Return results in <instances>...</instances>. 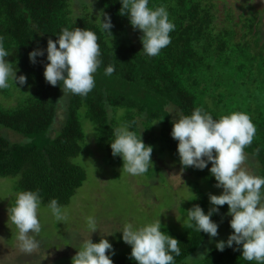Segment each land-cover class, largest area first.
Instances as JSON below:
<instances>
[{
	"label": "trees",
	"instance_id": "trees-1",
	"mask_svg": "<svg viewBox=\"0 0 264 264\" xmlns=\"http://www.w3.org/2000/svg\"><path fill=\"white\" fill-rule=\"evenodd\" d=\"M75 1L81 12L90 7L89 0L83 5ZM101 1L112 16L110 40L88 12L75 13L71 0H0V39L10 51L6 59L16 67L17 76L27 77L26 84L18 85L21 89L13 85L0 90V96L16 98L14 104L0 100V126L8 135L0 134V177H17V194L37 191L45 204L55 198L61 206L68 205L87 179L85 168L73 161L85 139L82 115L95 124L98 142L108 152L107 163L116 167L122 158L113 156L110 142L114 129L121 125H129L137 135L142 132L145 144L160 145L162 159L169 153L178 155V141L171 136L173 107L183 116L196 108L217 119L232 112L249 115L256 134L244 152L252 173L264 176V97L253 92L254 86L264 83L260 80L264 48L254 52L248 41L236 40L233 26L216 29L213 0H150V7H167L175 29L170 45L159 56L147 57L142 51V32L120 14V0ZM244 24L252 32L255 17L247 16ZM65 27L85 28L98 36L102 64L94 74L96 86L86 97L64 95L62 83L52 86L44 76L48 40L58 39ZM256 36L261 39V31ZM36 49H43L44 55L33 63L29 53ZM109 65L115 71L106 76ZM241 90L248 92L243 98ZM197 173L217 183L210 171L198 169ZM193 204L209 211L200 191ZM227 213L225 204L212 219L220 226V218ZM169 234L180 241L176 264L201 253L205 257L197 264H255L245 261L235 244L220 251L216 248L219 240L211 238L204 248L210 239L206 233L188 229L185 234ZM131 250L119 254L114 264H136Z\"/></svg>",
	"mask_w": 264,
	"mask_h": 264
},
{
	"label": "clouds",
	"instance_id": "clouds-1",
	"mask_svg": "<svg viewBox=\"0 0 264 264\" xmlns=\"http://www.w3.org/2000/svg\"><path fill=\"white\" fill-rule=\"evenodd\" d=\"M149 2L120 0V14L128 16L132 27L142 32L143 53L147 57H156L170 45V33L174 31L175 24L170 20L166 6L153 8ZM98 27L111 36L113 23L110 15L102 12ZM57 36L56 40H48L49 62L45 65V79L52 86H61L62 83L64 95L70 93L86 97L96 86L94 74L102 64L98 36L95 31L80 27L71 30L65 27ZM9 55L10 51L0 39V90L27 83L26 75L17 76L16 67L6 59ZM38 55H44V50L30 52V60L35 63ZM114 71L115 67L109 65L104 74L111 76ZM141 133L137 135L129 125L114 129L110 147L113 156L122 158L124 174L144 175L153 164V147L145 144ZM255 134L256 127L246 113L232 112L217 119L203 108L174 119L171 131L172 138L178 141L181 165L203 170L211 162L210 174L215 177L216 187L223 189L219 195L210 194L212 207L209 211L205 212L198 204L187 210L183 218L187 228L206 233L210 238L217 237L219 225L212 217L220 211V206L227 204L230 227L234 231L226 241H217L216 248L223 251L226 246L235 244V250L241 251L245 261L264 264V176L243 167L247 158L244 149L252 144ZM40 204L37 191L25 190L16 195L14 204L8 208V221L15 225L19 247L25 253L30 254L39 246L31 234L41 232ZM48 208L58 223L66 222V212L57 199H51ZM85 219L91 235L99 230L94 216ZM162 229L160 217L140 226L129 222L120 229L122 240L131 246L130 257L136 264H176L175 257L181 255L180 241ZM76 248L78 251L72 257V264H114L111 258L114 255L113 244L104 234L99 242L86 239ZM204 257V253L198 256L200 259ZM191 259L189 257L185 264H189Z\"/></svg>",
	"mask_w": 264,
	"mask_h": 264
},
{
	"label": "rangeland",
	"instance_id": "rangeland-1",
	"mask_svg": "<svg viewBox=\"0 0 264 264\" xmlns=\"http://www.w3.org/2000/svg\"><path fill=\"white\" fill-rule=\"evenodd\" d=\"M78 1L82 5L86 2V0ZM89 1L90 7H87L85 12L84 10L81 12L80 5L76 7L75 0H71V4L74 5L76 14L86 15L85 13L88 12L98 25L102 12L110 14L103 7L101 0ZM213 2L216 29L233 26L236 30V40L248 41L254 52L264 48V0H255V3H251L252 0H213ZM249 15H253L256 21L252 32L244 24L245 18ZM258 30L261 31V39L256 36ZM106 37L108 40L111 39L110 35ZM263 79L264 75L260 80ZM260 86V88L254 86L253 92L257 96L264 97V83ZM239 94L240 98H243L248 92L241 90ZM0 100L4 104L16 102L15 97L8 99L0 96ZM173 108H170L173 119L183 116L178 109ZM82 123L85 139L82 142L81 152L73 158V161L85 168L87 179L77 189L71 203L62 206L67 215L66 222L58 223L51 214L48 204L41 201L38 209L41 232L31 234L38 241L39 246L30 254L20 249L17 229L10 220L8 221V208L14 204L17 195L15 191L17 177H0V264H72V257L78 251L76 247H80L84 240L90 238L93 242H99L102 234L106 235L113 244L114 255L111 258L114 261L119 254H124L131 248L122 240V231H120L126 223L131 222L140 226L160 217L165 231L185 234L188 228L183 218L186 217L187 210L194 206L193 200L198 191L206 196L208 210L212 207L210 194L219 195L223 191L222 188L216 187V184L200 177L197 168H184L180 163L179 154L173 156L169 153L162 159L160 145L157 143H152L153 164L147 173L141 176L124 174L122 160L116 167L107 163L108 152L98 142L95 124L84 115H82ZM3 129L0 126V134L8 136ZM155 136L158 137L159 134ZM210 166H212L211 162L205 169L209 171ZM243 167L253 172L254 168L247 159ZM90 215L96 218L99 228L92 235L85 219ZM230 220V215L220 218L218 233L221 232L214 238L215 240L228 239L227 235L234 231L230 227ZM108 233L114 234L108 235ZM209 241L211 242L212 239L208 240L204 248L209 245ZM190 257L192 259L189 264L199 262L200 258L196 255Z\"/></svg>",
	"mask_w": 264,
	"mask_h": 264
}]
</instances>
